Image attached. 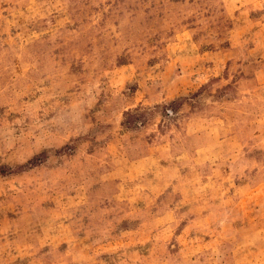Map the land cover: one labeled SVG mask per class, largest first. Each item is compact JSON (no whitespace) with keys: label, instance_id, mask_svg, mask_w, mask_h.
Returning <instances> with one entry per match:
<instances>
[{"label":"rangeland","instance_id":"1","mask_svg":"<svg viewBox=\"0 0 264 264\" xmlns=\"http://www.w3.org/2000/svg\"><path fill=\"white\" fill-rule=\"evenodd\" d=\"M0 264H264V0H0Z\"/></svg>","mask_w":264,"mask_h":264}]
</instances>
